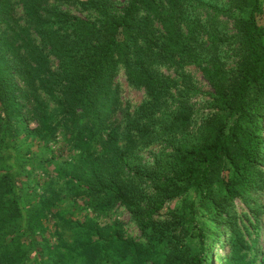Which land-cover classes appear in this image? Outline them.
I'll return each instance as SVG.
<instances>
[{
  "label": "trees",
  "instance_id": "obj_1",
  "mask_svg": "<svg viewBox=\"0 0 264 264\" xmlns=\"http://www.w3.org/2000/svg\"><path fill=\"white\" fill-rule=\"evenodd\" d=\"M215 2L0 0V264H264V0Z\"/></svg>",
  "mask_w": 264,
  "mask_h": 264
},
{
  "label": "rangeland",
  "instance_id": "obj_2",
  "mask_svg": "<svg viewBox=\"0 0 264 264\" xmlns=\"http://www.w3.org/2000/svg\"><path fill=\"white\" fill-rule=\"evenodd\" d=\"M203 3L208 6H214L216 5L215 0H202ZM198 10L200 12H202V16L204 15L203 11L204 10H208V8H198ZM209 10L211 11V9L209 8ZM79 14V13H78ZM80 16H85V14L80 13ZM221 21H224V19H221ZM220 30L222 32V34H231L232 33V28L231 25L228 23H222V26H220ZM224 51H226L227 53V61L228 64L230 66H232L234 64V57L232 56V54L229 53L228 49L226 47H224ZM190 72L193 74V78L197 84V86L199 87L200 90V94L198 97H196L195 99L192 100V103L195 105V110H196V115H197V119H196V124H200L201 122V118L203 115L207 114L208 110L206 109V104L207 101H209V94L212 93L211 88L208 86V84L204 81V79L202 78L201 74L193 69H190ZM118 85H119V91H120V96H121V100L124 103H127L133 107L139 105V103L143 100L144 95L143 92L141 91H137L135 89H132L130 87H128V85L126 84L124 77L122 75H120L118 77ZM158 150V148L156 147H152L146 151L143 152V155L146 159L150 158L152 156V153H155ZM238 207L240 208L241 205L238 204ZM117 217L119 219L120 222L123 223V225L125 226V234L129 235V236H137V230L136 228L131 225L130 221H129V216L126 212L119 210L117 212ZM226 236H222L219 239H217L216 243L213 244V246H211L209 249H211V260L213 262V264H219V260H218V256L217 255H223L225 254L227 248H228V242L226 240ZM263 241V230L262 232L259 234L258 236V245Z\"/></svg>",
  "mask_w": 264,
  "mask_h": 264
}]
</instances>
